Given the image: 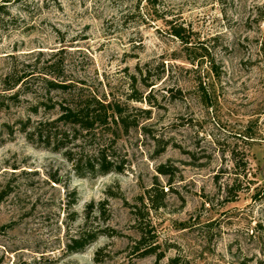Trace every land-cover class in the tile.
<instances>
[{"label":"rangeland","instance_id":"rangeland-1","mask_svg":"<svg viewBox=\"0 0 264 264\" xmlns=\"http://www.w3.org/2000/svg\"><path fill=\"white\" fill-rule=\"evenodd\" d=\"M53 60L135 118L72 145L86 158L105 143L119 171L78 176L20 129L55 115L31 110L60 97L38 78ZM14 90L0 104V264H264V0H0V94ZM231 149L247 160L235 196ZM141 234L155 251L139 253Z\"/></svg>","mask_w":264,"mask_h":264},{"label":"trees","instance_id":"trees-1","mask_svg":"<svg viewBox=\"0 0 264 264\" xmlns=\"http://www.w3.org/2000/svg\"><path fill=\"white\" fill-rule=\"evenodd\" d=\"M182 28V26H172L171 32L181 36ZM55 64L54 60L49 62L47 68L38 73V78H40L41 90H45L46 94L51 90H58L60 97L55 99H52L51 96L46 97V99L37 98L36 103L31 108L34 113H37L42 105L45 111L54 109L55 115L41 116L35 122L31 121L30 116L21 118L20 129L24 131L26 138L31 143L61 152L64 157L72 162L73 169L78 176L104 174L113 170L119 171L120 167L116 166L113 160L108 157L105 143H98L86 158L76 157L72 145H74L79 133L95 134V131L100 128H111L112 124H120L124 129H127L130 125L137 123L135 118L129 120V114L124 104L116 99H107L92 88L80 85L75 80L61 77L60 72L55 70L56 68L54 69ZM139 71L142 73V69ZM26 75L25 73H16L12 83L4 89L20 85L26 79ZM17 93L18 90H14L8 94H0V104L5 96L12 98L16 97ZM146 95L139 93L133 94L131 97L135 100H142L146 98ZM148 101H151L149 97ZM230 153L232 171H228L226 167L221 174L227 171L232 175L222 185L226 194L232 193L235 196L239 191L236 184L237 179L239 176L247 174V160L246 158L239 160L240 158L236 156L234 149H231ZM158 167L159 171L165 172L161 168L162 166ZM259 192L264 193V185L257 188L252 195L256 197ZM3 194L4 188H0V200ZM148 197H150L151 205L154 208L160 206L161 202L157 201L161 198L160 196L150 194L148 191ZM155 199L156 202L153 203ZM97 233L98 230L93 228L77 232L70 236L67 246L73 251L80 250L84 245L94 240ZM135 247L141 249L139 253L142 254L156 250V245L145 242L143 234L136 240ZM160 257L161 253H158L154 264H157Z\"/></svg>","mask_w":264,"mask_h":264}]
</instances>
